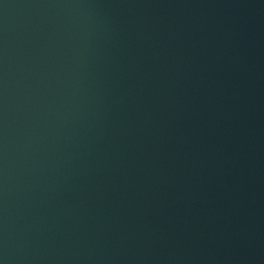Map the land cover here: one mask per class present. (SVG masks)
Returning a JSON list of instances; mask_svg holds the SVG:
<instances>
[{
  "label": "water",
  "instance_id": "1",
  "mask_svg": "<svg viewBox=\"0 0 264 264\" xmlns=\"http://www.w3.org/2000/svg\"><path fill=\"white\" fill-rule=\"evenodd\" d=\"M0 264H264V0H0Z\"/></svg>",
  "mask_w": 264,
  "mask_h": 264
}]
</instances>
